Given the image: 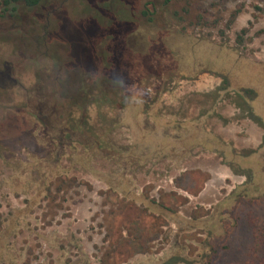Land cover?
Returning <instances> with one entry per match:
<instances>
[{"label":"rangeland","instance_id":"1","mask_svg":"<svg viewBox=\"0 0 264 264\" xmlns=\"http://www.w3.org/2000/svg\"><path fill=\"white\" fill-rule=\"evenodd\" d=\"M4 1L0 264L254 260L264 0Z\"/></svg>","mask_w":264,"mask_h":264},{"label":"trees","instance_id":"2","mask_svg":"<svg viewBox=\"0 0 264 264\" xmlns=\"http://www.w3.org/2000/svg\"><path fill=\"white\" fill-rule=\"evenodd\" d=\"M11 0H5L4 1V3L6 4V5H9V4H11V2H10ZM15 2L16 1H18V0H14ZM24 2H25V5H26V7H29V8H32V7H34V6H37V5H39V3L41 2V0H24ZM124 44L123 43H120V46L118 47V49H119V61L121 62V61H123L122 60V51L124 50V46H123ZM94 48V47H93ZM93 51H94V49H93ZM94 53V52H93ZM94 58V57H93ZM118 60V59H117ZM115 61V60H114ZM118 63V62H117ZM119 68H120V66L118 65V67H116V70L118 71L119 70ZM107 69L106 68H104V70L103 71H106ZM111 79L114 81V83H110V87L111 86H115V84L117 83V82H119L120 84H123V83H125V80H126V77H125V75H123L122 73H121V75L118 73L116 76H113V77H111ZM114 86H113V88H114ZM123 89H125V85L123 84ZM112 88V87H111ZM247 92H249V91H247ZM238 107L239 108H241L242 107V105L241 104H238ZM250 110H252L251 109V107H249V112H250ZM251 115H252V113H251ZM250 115V116H251ZM250 118V117H249ZM252 119L253 120H255V121H257V122H260L259 121V119L257 118V117H255V116H252ZM69 129H70V126H67ZM73 127V126H72ZM69 129H67L66 131H64V132H67V131H69ZM72 129V128H71ZM66 133H63L62 135H65ZM61 136V133H59V137L57 138V140H58V142H59V145H58V147L60 148V147H63V145H64V143L63 142H61L62 141V138L60 137ZM56 144V140L55 139H53L52 138V140H50L49 141V143H48V146H53V144ZM51 151V150H50ZM59 151H57L53 156H52V158H50L49 159V161H48V163L50 164V166L52 165V164H54V163H59V157H58V155H59ZM54 157V158H53ZM254 252L256 253V257H255V259L254 260H252L251 262H249V263H247V264H264V229H260V230H257V232H256V235H255V243H254ZM260 252V253H259ZM184 261L185 262H188L186 259H184Z\"/></svg>","mask_w":264,"mask_h":264}]
</instances>
